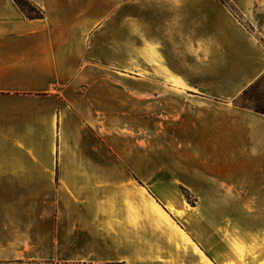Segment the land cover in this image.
Instances as JSON below:
<instances>
[{"label":"crops","instance_id":"1","mask_svg":"<svg viewBox=\"0 0 264 264\" xmlns=\"http://www.w3.org/2000/svg\"><path fill=\"white\" fill-rule=\"evenodd\" d=\"M31 1L0 0V264H264V114L238 101L264 0Z\"/></svg>","mask_w":264,"mask_h":264},{"label":"trees","instance_id":"2","mask_svg":"<svg viewBox=\"0 0 264 264\" xmlns=\"http://www.w3.org/2000/svg\"><path fill=\"white\" fill-rule=\"evenodd\" d=\"M14 2L17 4V6L23 11V13L28 18L34 19V18H42L43 17V13H42L41 9L38 6H36L31 0H14ZM235 14L239 17V19H241V16L238 13L235 12ZM259 80H257L254 84H252L248 89L244 90L242 92V94L239 96L238 101H239V103L241 105L246 106V107H249V108H251V109H253V110L257 111V112H260V113L264 114V107L249 106V105L245 104V102L243 101V98L247 95L248 91ZM182 191H183V194L186 195L187 199L190 200L189 197H188L190 195L189 192L186 189H182Z\"/></svg>","mask_w":264,"mask_h":264},{"label":"rangeland","instance_id":"3","mask_svg":"<svg viewBox=\"0 0 264 264\" xmlns=\"http://www.w3.org/2000/svg\"><path fill=\"white\" fill-rule=\"evenodd\" d=\"M243 101L249 106L264 107V76L248 91L247 95L243 98ZM182 189H186L189 192L190 195L188 197L190 200H188L186 195L183 194ZM179 190L189 205H196L195 197L189 189L180 188ZM179 219L181 223L187 224V222L182 218Z\"/></svg>","mask_w":264,"mask_h":264},{"label":"bare ground","instance_id":"4","mask_svg":"<svg viewBox=\"0 0 264 264\" xmlns=\"http://www.w3.org/2000/svg\"><path fill=\"white\" fill-rule=\"evenodd\" d=\"M170 208V207H169ZM172 209V208H171Z\"/></svg>","mask_w":264,"mask_h":264}]
</instances>
